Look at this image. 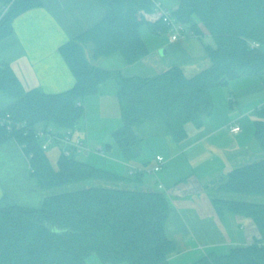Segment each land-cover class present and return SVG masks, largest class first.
<instances>
[{"label": "trees", "instance_id": "16d2710c", "mask_svg": "<svg viewBox=\"0 0 264 264\" xmlns=\"http://www.w3.org/2000/svg\"><path fill=\"white\" fill-rule=\"evenodd\" d=\"M102 21L60 46L75 75V84L59 93L39 88L26 90L7 62L0 63V91L14 102L0 113H10L30 125L75 127L83 115V99L110 79L117 82L122 125L113 138L127 161L144 155V143L156 135L158 119L176 145L189 136L188 125L201 128L214 110L212 89L242 76L264 75V0H178L172 9L197 35L211 34L216 46H207L211 64L193 76L173 65L155 76H127L120 69L96 61L120 52L128 63L149 53L141 34L146 24L153 31L168 30L163 22H149L141 10H152L154 0H101ZM41 0H0V39L14 30V19L41 6ZM91 44V58L86 52ZM254 136L264 151V105L256 110ZM156 126V125H155ZM15 137L25 145L37 188L47 191L77 181L123 183L141 180L60 154L54 167L33 132L8 134L0 125V139ZM113 144H106L111 150ZM223 193L264 195V157L234 168L218 186ZM218 213L252 217L260 237L229 252H210L189 264H264V202L216 196ZM170 203L162 190L134 187L88 186L45 195L40 207L11 204L0 207V264H89L95 253L104 264H172L177 244L167 234Z\"/></svg>", "mask_w": 264, "mask_h": 264}, {"label": "crops", "instance_id": "0c3cea01", "mask_svg": "<svg viewBox=\"0 0 264 264\" xmlns=\"http://www.w3.org/2000/svg\"><path fill=\"white\" fill-rule=\"evenodd\" d=\"M41 1V6L19 14L14 19L13 32L0 39V63L11 65L26 90L39 88L46 93H59L76 81L60 46L102 21L107 11L101 0ZM175 1L176 7L178 0ZM146 29V36L142 31L141 34L149 53L142 59L130 64L116 52L96 62L107 69H120L127 76H155L173 65L182 66L188 76H193L211 64L207 46H216L211 34H190L171 41L167 29L153 31L148 25ZM227 84L231 86L229 90L220 91L218 97L212 89V114L201 128L188 126L189 136L182 144L176 145L166 135L170 158L189 167L190 172L172 175L162 168L156 176L143 175L141 180L130 178L123 182L167 194L170 203L167 234L177 244V251L170 255L172 264H189L210 252L225 254L234 245H248L260 237L252 217L232 212L221 216L212 200L220 191L217 186L231 170L264 157L254 136L256 110L264 105V75L242 76ZM106 86L107 82L99 91L103 93ZM115 87L118 89L117 82ZM13 102L14 98L0 91V112ZM233 123L241 125L239 132L230 130ZM76 131L82 138L85 136L83 130L76 128ZM85 133L90 135L88 131ZM104 137L100 139L103 141ZM101 143L90 138L88 145L103 149ZM113 148L114 144L108 151ZM144 151L143 156L133 161L107 157L99 163L100 157H95L97 162L91 163L134 178L133 166L152 163L159 154H150L145 148ZM192 169H199L200 173ZM22 189L28 192L29 200L23 199L25 202L17 200L20 199L17 192ZM44 198L22 145L15 137L0 139V207L15 203L40 207Z\"/></svg>", "mask_w": 264, "mask_h": 264}, {"label": "rangeland", "instance_id": "374dc122", "mask_svg": "<svg viewBox=\"0 0 264 264\" xmlns=\"http://www.w3.org/2000/svg\"><path fill=\"white\" fill-rule=\"evenodd\" d=\"M163 3L170 7L171 9L175 8L174 2L175 0H162ZM143 25L141 28L142 34L144 37L146 36V28L147 25ZM205 36H208L205 35ZM148 42H150L148 40ZM213 45H215V40L212 42ZM264 49V46H263ZM86 52L88 56L91 58V44H88L86 48ZM115 78H110L107 81V86L105 91L102 93L100 91H97L83 99V108H84V113L83 115L78 119L76 123V128L77 130H83L84 131V140L87 146L88 143L91 140L95 138V141L100 140L103 146L104 153L101 154L95 150L96 145H90L89 147L92 149V151L89 152H82L78 153L76 156L78 159L85 161V162H97V159H94L95 157H100L99 163H103V158L107 159L112 158V159H122L123 155L118 147L117 143L115 142V139L113 138L112 130L120 127L122 125V119H121V110H120V105L117 97V88L115 87ZM230 84H225V85H220V86H215L213 87V94L215 97H218V93L222 90H229ZM233 97V96H232ZM102 99V100H100ZM156 125V126H155ZM155 125H151L153 131L155 132L156 135H154L152 138H150L148 141L144 143V148L146 151H149L150 154L152 152L154 154H162L165 156L167 159L165 166L163 167L164 171L167 172V174H175V175H182V174H187V172H190L191 169L187 167L186 165L182 166L181 164L177 163V160H172L170 158V148L168 145V136L164 133L165 126L162 122V120L158 119ZM192 124H189L190 126ZM53 126V125H52ZM193 126V125H192ZM54 127V126H53ZM85 131L90 132V135L88 133H85ZM103 136L104 139L103 141L100 139ZM107 136V139H106ZM167 137V138H166ZM111 142L114 144V148L111 152H109L106 149V143ZM97 152L99 154L94 153ZM46 153L48 157L50 158L52 164L54 167H57L58 164V158L61 154V147L57 143L52 145L49 149L46 150ZM120 155V157H119ZM155 156V155H154ZM125 159V158H124ZM156 161V159H155ZM155 161L148 162L147 165H143L146 167L152 166ZM197 168V167H196ZM196 171L198 174L200 173L199 169H192ZM162 171V170H161ZM158 174V173H157ZM145 176H156V174H148L145 173ZM93 185H98V186H113V187H134L136 186L131 185L129 183H126L125 185L123 183H119L117 181H106V180H87V181H77V182H72L69 184L61 185L58 187H54L52 189H49L47 191H43L41 189H38L40 193H43L45 195L48 194H53V193H60V192H65V191H71V190H77L80 188L88 187V186H93ZM218 187V186H217ZM216 190V189H215ZM24 189L18 190V195H20V199L17 200H27L29 197L27 196L28 192ZM217 196H227L230 198H235V199H248L256 202H264V195H250V194H242V193H223L222 191H218L215 193ZM24 199V200H23ZM29 200V199H28ZM21 202V201H18ZM43 204V203H42ZM88 263L89 264H104L98 256L93 253L89 256L88 258Z\"/></svg>", "mask_w": 264, "mask_h": 264}, {"label": "built area", "instance_id": "2783aa9c", "mask_svg": "<svg viewBox=\"0 0 264 264\" xmlns=\"http://www.w3.org/2000/svg\"><path fill=\"white\" fill-rule=\"evenodd\" d=\"M140 14L149 22H163L168 27L171 41H177L190 34H195L193 30L188 28L177 18L173 10L166 6L162 0H154L153 9L150 11L141 10ZM250 45L256 48L261 47V44L257 41H251ZM0 125L5 128L8 134H13L16 131H23L26 134L33 132L35 137L40 140L45 150L57 143L61 147V154L67 157L76 156L78 153L82 152L92 151V149L86 145L82 136L77 133L75 127L56 128L45 123L32 126L26 120L15 119L10 113H0ZM229 128L232 132H239L241 130V125L239 123H233ZM21 145L24 148L25 145ZM95 150L101 154L104 153L101 147ZM166 161L167 159L164 155L157 154L156 161L152 166L135 165L131 172L157 174L163 168Z\"/></svg>", "mask_w": 264, "mask_h": 264}]
</instances>
